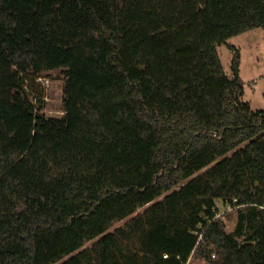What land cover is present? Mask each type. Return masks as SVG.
<instances>
[{"label":"trees","instance_id":"16d2710c","mask_svg":"<svg viewBox=\"0 0 264 264\" xmlns=\"http://www.w3.org/2000/svg\"><path fill=\"white\" fill-rule=\"evenodd\" d=\"M258 27L264 0H0V264H264V108L218 51ZM54 69L61 117L24 87Z\"/></svg>","mask_w":264,"mask_h":264},{"label":"rangeland","instance_id":"374dc122","mask_svg":"<svg viewBox=\"0 0 264 264\" xmlns=\"http://www.w3.org/2000/svg\"><path fill=\"white\" fill-rule=\"evenodd\" d=\"M235 45L241 53V77L245 82V91L247 100L252 103L253 109L264 108V28L258 27L241 34L235 35L227 40L226 43L218 45L225 71L231 74L232 59L234 50L229 45ZM25 81V89L30 98L37 105L43 106V111L49 117H61L64 115L63 88L65 82V74L61 69L44 70L38 75L30 71ZM255 88V89H253ZM245 96V95H244ZM244 100L245 97H243ZM162 198V197H161ZM218 208L220 215L225 219L227 224V232L235 235L234 238L239 242L248 235V226L243 221L242 236L235 234L236 227L240 220V210L238 208H230L218 200ZM146 207L138 209L133 215L142 212ZM126 220L114 223L110 231L118 226L123 225ZM98 238L89 240L79 249L91 247ZM78 252V251H77ZM61 261L54 264H60ZM192 264H208L205 261L196 260Z\"/></svg>","mask_w":264,"mask_h":264},{"label":"built area","instance_id":"2783aa9c","mask_svg":"<svg viewBox=\"0 0 264 264\" xmlns=\"http://www.w3.org/2000/svg\"><path fill=\"white\" fill-rule=\"evenodd\" d=\"M230 208H231V207H230ZM219 215H220V212H218L217 216H219ZM195 233L199 234V239L202 237V233H199V230H196ZM164 256H165V257H168L167 254H165ZM213 256H215V254H213ZM185 264H192V257H190V258L188 259V261L185 262Z\"/></svg>","mask_w":264,"mask_h":264},{"label":"crops","instance_id":"0c3cea01","mask_svg":"<svg viewBox=\"0 0 264 264\" xmlns=\"http://www.w3.org/2000/svg\"><path fill=\"white\" fill-rule=\"evenodd\" d=\"M253 89H255V88H253ZM244 97H245V99H246V100H244V101H247V102H249V103H250V105H251V107H252V103H251V101H250V100H247V98H248V97H247V95H246V91H245V96H244ZM252 108H253V107H252Z\"/></svg>","mask_w":264,"mask_h":264}]
</instances>
